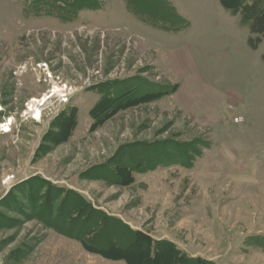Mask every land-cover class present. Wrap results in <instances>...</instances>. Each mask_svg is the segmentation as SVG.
Here are the masks:
<instances>
[{
  "label": "rangeland",
  "instance_id": "1",
  "mask_svg": "<svg viewBox=\"0 0 264 264\" xmlns=\"http://www.w3.org/2000/svg\"><path fill=\"white\" fill-rule=\"evenodd\" d=\"M249 37L219 0H0V264H264Z\"/></svg>",
  "mask_w": 264,
  "mask_h": 264
},
{
  "label": "trees",
  "instance_id": "2",
  "mask_svg": "<svg viewBox=\"0 0 264 264\" xmlns=\"http://www.w3.org/2000/svg\"><path fill=\"white\" fill-rule=\"evenodd\" d=\"M221 5L239 14L243 23L249 28V44L256 47L261 41H264V0H219ZM174 17V16H173ZM261 239V238H260ZM147 258L150 261H156L158 257H164L163 260L170 259L173 264H212V261L201 257H189L180 252L179 248L167 241H153L148 239ZM125 246L112 245V250L123 251ZM109 248V249H110ZM161 249H167L164 254ZM127 264H130L128 258L123 257Z\"/></svg>",
  "mask_w": 264,
  "mask_h": 264
},
{
  "label": "bare ground",
  "instance_id": "3",
  "mask_svg": "<svg viewBox=\"0 0 264 264\" xmlns=\"http://www.w3.org/2000/svg\"><path fill=\"white\" fill-rule=\"evenodd\" d=\"M46 100V95H43L42 98H33L29 103H28V106H29V110L31 111L32 113V118L35 119V120H38L40 118V109L38 108L39 105H41L42 103H44ZM11 123V119H10V122L9 123H6L7 124H10ZM7 127V126H6ZM4 131H7L4 130Z\"/></svg>",
  "mask_w": 264,
  "mask_h": 264
},
{
  "label": "crops",
  "instance_id": "4",
  "mask_svg": "<svg viewBox=\"0 0 264 264\" xmlns=\"http://www.w3.org/2000/svg\"><path fill=\"white\" fill-rule=\"evenodd\" d=\"M207 259H209V258H207Z\"/></svg>",
  "mask_w": 264,
  "mask_h": 264
},
{
  "label": "built area",
  "instance_id": "5",
  "mask_svg": "<svg viewBox=\"0 0 264 264\" xmlns=\"http://www.w3.org/2000/svg\"><path fill=\"white\" fill-rule=\"evenodd\" d=\"M238 121V120H237Z\"/></svg>",
  "mask_w": 264,
  "mask_h": 264
}]
</instances>
